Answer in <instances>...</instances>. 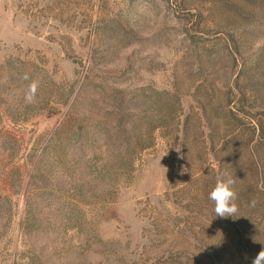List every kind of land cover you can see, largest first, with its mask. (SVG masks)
Segmentation results:
<instances>
[{"label":"rangeland","instance_id":"rangeland-1","mask_svg":"<svg viewBox=\"0 0 264 264\" xmlns=\"http://www.w3.org/2000/svg\"><path fill=\"white\" fill-rule=\"evenodd\" d=\"M262 250L264 0H0V264Z\"/></svg>","mask_w":264,"mask_h":264},{"label":"clouds","instance_id":"clouds-1","mask_svg":"<svg viewBox=\"0 0 264 264\" xmlns=\"http://www.w3.org/2000/svg\"><path fill=\"white\" fill-rule=\"evenodd\" d=\"M38 82L33 81L26 93V100L31 103L35 100ZM235 181L225 174L223 178H217L214 188L209 194V199L215 204V216L221 218L235 217L238 211L237 204L234 202L236 199V192L233 189ZM253 264H264V250L260 251L255 257Z\"/></svg>","mask_w":264,"mask_h":264}]
</instances>
